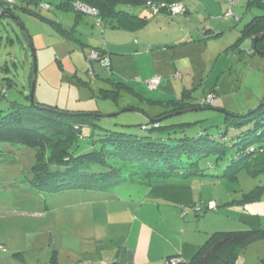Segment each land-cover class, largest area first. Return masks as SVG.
Here are the masks:
<instances>
[{
	"label": "rangeland",
	"instance_id": "rangeland-1",
	"mask_svg": "<svg viewBox=\"0 0 264 264\" xmlns=\"http://www.w3.org/2000/svg\"><path fill=\"white\" fill-rule=\"evenodd\" d=\"M190 1L200 13L205 11L202 2L213 3V0H198L197 8L196 0ZM233 1L228 0L226 10L219 17L221 24H228V31L224 39H215L211 45L226 40L234 41L228 47L242 37L241 31L252 16H245L242 9L247 0H239L237 3ZM66 2L67 0H0V14L3 15V18L0 17V91H7V98L0 97V119L10 111L13 102L30 105L31 77L36 60L35 105L69 114L86 113L96 116L89 119V136L78 141V153L100 152L102 139L110 132L148 135V132L140 130L142 123H148L147 117L140 111L124 110L133 105L145 111L156 108L142 102L132 90L118 88L104 68L105 64L96 59L90 60L88 54L104 50L112 63L117 61L115 72L120 71L129 79L141 82L137 78L140 75L134 72L138 66V58H146L149 63L152 54L157 53H145L146 45L143 40L162 43L179 37L181 31L183 33L194 29L195 33L202 32V28L210 21L204 19L208 15L199 20L197 17L195 23L187 21V25H180V19L187 13L183 12L173 18L166 12L159 13L157 21L126 30L121 28L118 19L104 20L100 24L98 19L101 18L98 15L76 6V2L72 3L70 9L60 6ZM229 9L234 12L231 16H227ZM215 23L218 21H213ZM136 36L141 41L132 40ZM155 38L163 40L157 41ZM99 44L104 47L99 48ZM239 44L246 50V55L248 49L253 48L249 35L241 39ZM211 45L209 48L205 43L186 47L166 45L155 49H160L159 53L165 57V72L171 71L170 61L173 65L176 63L179 69L191 63L182 72L194 77L201 70L197 56L202 57L203 53L209 55L212 52L209 64L216 63L217 54L222 53V50L218 51L219 45ZM110 49H113L112 53ZM228 60L222 59L220 67H227L230 64ZM245 66L247 69L241 71L244 84L237 94L228 98L231 107H242L246 103L253 106L252 100L255 97L259 99L264 96V57L256 53L247 59ZM93 68L97 70V76L90 75ZM204 78L205 76L202 79ZM9 79L11 86L8 87ZM199 79L201 76L197 75L196 83ZM209 87L206 85L204 89L207 91ZM203 93L198 89L194 97L198 99ZM256 103L255 107H259L262 100ZM198 108L163 120V126L171 127L165 133H169L166 138L179 142L181 139H196L202 132L213 137L226 132L225 116L217 107ZM230 111L227 112L233 113V110ZM248 112L240 111L241 114ZM160 113L166 111L161 110ZM253 144L257 148L260 146L259 142ZM226 146L229 148L227 154L202 158L200 166L209 172L227 166L238 151L239 143L237 140H229ZM36 155V150L22 144L0 141V245L7 247L8 244L10 255L23 252L24 264H129L128 250L146 243L144 238H138L142 235L141 226L145 220L150 224L157 223L152 233L154 240L147 244V248L152 250L155 245L161 248L164 243L165 240L160 238L163 236L159 234L162 231L169 236L175 234V241L181 243L187 226L195 228L198 222L196 210L192 208L194 211H190L191 206H188L189 210H184L180 203L181 207L150 203L153 190L164 198L183 192L190 193L195 200H199L202 193L203 199H216L220 203L225 199L241 198L256 185L264 183V175L254 178L247 169H242L238 179L226 178L228 180H220L219 183H210L208 178L200 177L192 181L193 184L163 183L152 189L127 184L106 191L85 188L38 190L29 180ZM120 164L118 162L115 165ZM123 165L129 168L127 164ZM208 165L213 169L209 170ZM217 210H211L207 215ZM157 215L159 218L155 221ZM202 216H199L200 219ZM249 246L243 250L241 257ZM260 247V251L249 249L245 264H264V243ZM0 253L4 254L2 250Z\"/></svg>",
	"mask_w": 264,
	"mask_h": 264
},
{
	"label": "trees",
	"instance_id": "trees-1",
	"mask_svg": "<svg viewBox=\"0 0 264 264\" xmlns=\"http://www.w3.org/2000/svg\"><path fill=\"white\" fill-rule=\"evenodd\" d=\"M73 2L96 10L102 24L104 20L118 19L121 28H126V18L135 16L130 9L143 6L153 11H167L168 7L179 1L67 0L60 6L70 9ZM161 4L165 6L161 8ZM252 7L260 11L245 25L242 38L246 35L252 38L254 54H256L264 52V40L255 44V38L264 33V5L260 2H248L247 9ZM5 10L9 11L8 8ZM141 20L143 21L140 23L143 24L147 21ZM110 65L109 63L107 67L110 68ZM113 82L118 88L132 90V93L139 97L129 85ZM9 86H11L10 79ZM0 97L7 98L6 89L0 91ZM176 104L177 108L162 113L157 118H150L154 122L148 120V123L140 125V130L148 132V135L134 136L110 132L102 139L100 152L78 153L80 149L78 141L89 136L88 131L91 128L89 119L96 116L86 113L69 114L49 110L41 105L13 102L10 111L0 119V141L22 144L37 151L36 162L30 171L29 180L38 190L63 191L85 188L106 191L128 182L143 181L150 184L200 177L220 182L226 178L238 179L242 169H247L254 178L264 175V106L245 114L226 111L227 113L224 114L227 122L226 132L220 136L213 137L202 132L196 139H181L179 142H174L176 139L166 138L169 133H165L169 132L171 127L162 125L161 122L165 120L163 118L170 113L194 110L197 105L187 94H184L182 100ZM131 108L145 114L139 108L134 106ZM206 108L211 106L207 105ZM161 118L163 120L158 122L157 120ZM229 140H237L239 147L226 168L214 172L203 169L199 161L210 155L227 154L229 148L226 142ZM255 142H259L258 148L253 144ZM118 162L121 163L120 166L115 165ZM123 164H127L129 168L124 167ZM208 168L213 169L211 165H208ZM263 194L264 185L258 184L241 198L232 199L227 205L243 206L261 199ZM210 202L216 203V209L220 207L216 201H202L193 207L194 210L201 207L200 211L196 210V214L202 216L211 211L207 207ZM259 239L264 240V230H217L210 234L198 253L191 259L169 256L165 264H237L243 250Z\"/></svg>",
	"mask_w": 264,
	"mask_h": 264
},
{
	"label": "crops",
	"instance_id": "crops-1",
	"mask_svg": "<svg viewBox=\"0 0 264 264\" xmlns=\"http://www.w3.org/2000/svg\"><path fill=\"white\" fill-rule=\"evenodd\" d=\"M177 1L184 3L186 8L185 13H187L183 18L180 19L181 21L180 25H182L183 23L184 25H187L186 24L187 21L191 23H195L197 20L200 19V17H204L205 15H208L205 16L204 19L210 21L209 22L206 21L207 22L206 26L202 28L201 30L202 32L195 33L194 29H191L190 31L186 30L183 33L181 31V33L178 34L179 37H176L175 39H168L166 41H162V43H151L149 41L143 40L145 41V45H146L145 53H150V52H157V53L152 54V60L149 63H147L146 58H142V59L138 58L137 61L138 66L134 70V72H137L140 75L137 78H140L141 82L136 80L133 81L132 79H129L120 71L115 72L114 69L117 65L116 60H114L113 63L112 61L109 60L111 64L110 68L104 66V68L108 72V75L111 78H114L115 82L125 83L130 87H132L134 92L139 94V97L135 95L136 97H138L142 102H147L148 105H150L151 107L156 108V110H153L151 108L150 110L147 111H145V109H140L145 112L144 116L147 118L148 117L157 118V116L162 114L160 113L161 110H165L167 112L171 109L177 108L176 102L182 100L184 94L190 96L191 99H193V101L197 103L198 100L204 98L208 94L215 93L216 98L214 101V107H217L219 110H224V111L233 110L232 112L236 114H241L240 113L241 110H248L249 112L251 110H254L256 108L255 107L257 104L256 102H261V100L263 102L264 96L259 99L258 98L255 99L256 98L255 97L252 100L253 106H251L249 103H246L244 106L236 107V108L229 106L230 101L228 100L229 97L234 96V94H237L239 92V88H241V86L244 84L243 83L244 81H242L241 79V77L243 76V73H241V71L244 72V70L247 69L246 66L244 67V64L250 56L248 54L247 55L244 54L246 50H243L241 48L239 41L243 39L242 38L243 29L245 26L241 31L242 37L240 38L239 41L235 42L233 45L227 47V45L234 42V41L228 42V40L220 44H215V45L210 44L215 39H218L217 41L224 39V36L228 31V24L226 23L221 24L220 21L221 19L219 18L223 15L224 10H226L227 8L226 3L228 2V0H213L212 4H210L207 1L206 4L205 2H202L203 9L205 8V11H203V13L202 12L200 13L197 11V9H194L193 6L191 5L190 0L189 1L177 0ZM196 5L197 8H199L198 0H196ZM242 9L244 11V15L247 17L250 16L253 17L257 15L260 11L257 10L256 7L247 9V4L243 6ZM130 10H132L135 16L133 18L132 17L126 18L125 23L127 24V27L126 28L123 27V29L126 30L128 28H137L138 25L143 26L144 24L152 22L153 20L157 21L158 17L160 16L159 13H165L162 11H153L143 6H139ZM196 13L197 16L195 17L194 15ZM251 18L248 20V22L251 21ZM141 19L147 21L143 24L140 23V21L141 22L143 21ZM213 21H218V23L213 24ZM155 39L157 41L163 40L161 38H155ZM132 40L141 41L139 36H136V38ZM204 43L208 46V48L210 45L211 46L219 45L220 47L218 51L222 50L221 51L222 53L217 54L218 56L215 55L217 56L216 63H209V64H208V60L209 58H212V52L209 55L203 53L204 56L202 57L200 56L198 57L196 55L197 58L200 59V63H201V70L197 74L201 76V79H199L197 83H196V77H197L196 74H194V77L193 76L189 77V73L184 74L182 72V70L189 68V65L191 66V63L179 69L176 63L173 65L172 62L170 61L169 67L171 71L165 72L163 70V67L166 65L165 57L163 56L162 53H159L161 52L160 49H155L166 45L167 46L171 45L174 47H186L192 44L201 45ZM100 47L103 48L104 46L99 44V48ZM110 51L112 53L113 49H110ZM100 52L104 54L103 55L104 59L108 57L106 56L104 50ZM214 58L215 57H213L212 61H214ZM222 59H224V61L229 59L228 61H230V64H228L227 67H223V66L220 67V65L223 63ZM5 69H7V67ZM93 72L97 76V70L93 68ZM185 75H187V77H185ZM204 76L205 78L202 79ZM155 77L161 78L160 86L157 90H151L148 87L146 81L147 79L149 80ZM206 85L210 86L209 89H207V91L204 89ZM198 89L202 90L204 93L202 95L200 94L199 98L196 99L194 97V94L197 92ZM133 106L136 107V105ZM208 179L210 180V183H219V182H215L210 178ZM153 180H157V179L153 178ZM196 180L198 179L197 178L173 179L163 182L161 181L152 182L150 184H147L146 182L143 181L128 182L121 184V186L128 184V185L146 186L152 189V188H156L157 185L163 183L184 185L186 183L193 184L192 181H196ZM261 185H264V183H261ZM155 191L156 190H153V192L151 193L150 203H154V204L164 203L166 205H172L175 207H181L180 204H182L184 206V210L185 209L189 210L188 206H191L190 211H194L192 210V208L196 204L202 201L203 202L216 201L218 207L219 205L220 207L218 208L217 211H212L213 213L211 215H207L209 212L204 213L201 219L197 214H195L198 217V222L195 228H192L190 225L187 226V229L185 230V234L182 235L181 237L182 240L181 243L175 241V237H176L175 234L169 236L162 231V233L159 234L163 237L160 238L164 239L165 241L162 244L161 248H158L155 245L153 250L152 248L151 249L147 248V244L150 240L151 241L154 240L152 237V233L154 232L157 223L150 224L148 221L145 220L141 226L142 235H140L138 238L140 237L141 239L144 238L146 243L141 244L139 246L137 245L133 249L128 250L130 256L129 264H165L166 258H168L169 256H181L182 258L185 259H191L198 253L201 246L209 238L210 234L217 230H246V229L264 230V194L262 195L261 199L241 206V205H229V204L227 205V203L232 201V199L230 200L225 199L220 203L216 199L205 200L203 199L202 193L200 194V199L195 200L193 199L190 193L183 192L175 196H169L164 198L163 195L162 196L157 195ZM158 218L159 217L157 215L155 221H157ZM152 227H154V229H152ZM263 241L264 240L259 239L249 244L250 246L248 247L247 251L243 254V256L241 257V254L239 255L237 264H245V262L247 261L245 260V257L249 253V249H252V251L253 250L260 251L261 249L260 245L264 243ZM0 250H2L4 253L3 255L0 253V264H24L23 252H17L13 255H10L11 253L9 251L8 244L7 247L1 244ZM152 251H155L156 253Z\"/></svg>",
	"mask_w": 264,
	"mask_h": 264
},
{
	"label": "built area",
	"instance_id": "built-area-1",
	"mask_svg": "<svg viewBox=\"0 0 264 264\" xmlns=\"http://www.w3.org/2000/svg\"><path fill=\"white\" fill-rule=\"evenodd\" d=\"M239 0H234L233 3H237ZM248 2H260V4L264 5V0H247V3ZM76 6H80L82 7L83 9L85 10H88L89 12L93 13L95 16L98 15L97 11L96 10H93L92 8H89L88 6L84 5V4H81V3H75ZM165 5L164 4H161L160 7H164ZM168 10L173 14V15H176V14H180L184 11V6L182 4H173L171 5V7H168ZM232 14H234L233 10L231 11V9H229V11L227 12V16H231ZM99 23H100V19L98 20ZM88 58L90 60H102V63L105 64V66H109V57H107L106 59L103 58V56H101V54L99 52H96V51H91L89 54H88ZM160 83V78H153L152 80H150L148 82V85L151 89H156L158 87ZM214 99V95H209L207 98L203 99L202 100V103L203 104H211L212 101ZM207 207L210 209V210H213V209H216V203L215 202H210ZM197 211H200L201 210V207H198L196 208Z\"/></svg>",
	"mask_w": 264,
	"mask_h": 264
},
{
	"label": "water",
	"instance_id": "water-1",
	"mask_svg": "<svg viewBox=\"0 0 264 264\" xmlns=\"http://www.w3.org/2000/svg\"><path fill=\"white\" fill-rule=\"evenodd\" d=\"M2 16V14H0V17ZM264 40V34H262V35H260V36H258L256 39H255V44L256 43H258L259 41H263ZM258 54L260 55V56H263L264 57V52H258ZM37 66H36V60H34V72H33V80H32V92H31V95H30V100H31V104H33V105H35V102H34V92H35V82H36V70H37V68H36ZM37 106V105H36ZM262 106H264V103H262L259 107H256L254 110H253V112L254 111H256V110H258V109H260ZM39 107V106H38ZM136 111V112H139V110H135V109H131V108H129V109H126V110H124V111ZM187 111H190V110H182V111H178V112H176V113H172V114H170V115H168V116H165V118H163V119H166V118H169V117H172V116H176V115H178V114H181V113H184V112H187ZM140 113H142L141 111H140ZM223 114H225V112H222ZM148 120H150L151 122H154V121H152L150 118H147ZM162 118L161 119H159V120H157L158 122H160L161 120H163Z\"/></svg>",
	"mask_w": 264,
	"mask_h": 264
},
{
	"label": "clouds",
	"instance_id": "clouds-1",
	"mask_svg": "<svg viewBox=\"0 0 264 264\" xmlns=\"http://www.w3.org/2000/svg\"><path fill=\"white\" fill-rule=\"evenodd\" d=\"M173 4H182L183 6H184V11L183 12H186V8H185V5H184V3L183 2H176V3H173ZM172 4V5H173ZM247 4V3H246ZM171 5V4H170ZM162 12H166V13H168L169 15H171L172 17H175V16H177V15H179V14H176V15H173L169 10H165V11H162ZM182 12V13H183ZM181 14V13H180ZM97 16V15H96ZM99 17V16H98ZM99 20V19H98ZM99 22V21H98ZM100 24H102L101 23V19H100ZM264 34V33H263ZM260 35H262V34H260ZM259 35V36H260ZM256 39V38H255ZM101 54V56H103L104 54L103 53H100ZM247 54L251 57V56H253L254 55V48H252V50H249L248 52H247ZM258 54V53H257ZM259 55V54H258ZM109 60H110V58H109ZM100 62H102V60H99ZM91 75H94V72L92 71V73H91ZM155 78H160V77H155ZM153 79V78H152ZM152 79H150V80H152ZM150 80H148L147 81V85H148V82L150 81ZM160 82H161V78H160ZM159 86H160V83H159V85H158V87L156 88V89H151L150 87H149V85H148V87L151 89V90H157L158 88H159ZM214 95V99H213V101H212V103L211 104H203L202 103V100L203 99H205V98H207L209 95ZM215 98H216V95H215V93H210V94H208L207 96H205L204 98H201L200 100H198L197 101V105H196V109H199L198 107H206L207 105L209 106H211V108H213V106H214V101H215ZM263 103V102H262ZM196 109H194V110H196ZM219 111H221V112H223L224 110H219ZM225 113H227L226 111H224ZM176 113V112H175ZM196 210V209H195ZM3 249V248H2Z\"/></svg>",
	"mask_w": 264,
	"mask_h": 264
}]
</instances>
